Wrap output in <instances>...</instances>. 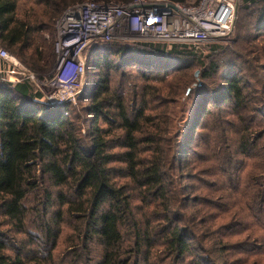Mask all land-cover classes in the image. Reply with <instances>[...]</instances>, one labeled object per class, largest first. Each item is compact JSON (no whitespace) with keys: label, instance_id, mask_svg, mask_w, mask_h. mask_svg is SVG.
I'll return each instance as SVG.
<instances>
[{"label":"trees","instance_id":"obj_1","mask_svg":"<svg viewBox=\"0 0 264 264\" xmlns=\"http://www.w3.org/2000/svg\"><path fill=\"white\" fill-rule=\"evenodd\" d=\"M86 1L132 0H0V49L45 74L39 34ZM237 9L252 56L207 65L214 88L188 72L194 59L170 73L169 57L89 46L83 134L69 103L0 80V264H55L60 247L67 264H264V0Z\"/></svg>","mask_w":264,"mask_h":264},{"label":"built area","instance_id":"obj_2","mask_svg":"<svg viewBox=\"0 0 264 264\" xmlns=\"http://www.w3.org/2000/svg\"><path fill=\"white\" fill-rule=\"evenodd\" d=\"M237 4L238 0H198L187 5L169 0L77 3L56 20L57 62L48 79L40 80L0 49V80L28 81L40 93V101L49 105L74 103L84 91V52L92 44L167 45L189 53L196 46L215 45L229 37Z\"/></svg>","mask_w":264,"mask_h":264},{"label":"rangeland","instance_id":"obj_3","mask_svg":"<svg viewBox=\"0 0 264 264\" xmlns=\"http://www.w3.org/2000/svg\"><path fill=\"white\" fill-rule=\"evenodd\" d=\"M117 4H119V3H117ZM58 18L59 17H57L56 20ZM56 20H54L53 25L51 26V29L49 32H43L42 34H39V36L42 37V39H44L46 42H48V43H46L47 46H49V44H50L53 47V44L55 41V34H56V28H55ZM236 21H237V23H236ZM251 23H253V19H252V17L249 16V11H243V10L236 11L233 30H232L231 34L229 35V37H227L226 39H224L223 41H221L219 43H216L215 45H207L205 47H200V48L198 46H196L195 49H193V48L190 49L189 53L182 52L179 49L180 47L176 48L174 50L173 48H169V46H167V45H149V46L147 45V46H142V48L140 46H126V45L124 46V45L118 44L117 42H112V43H108L105 45H108L109 47H112V48L122 47V48H126V49L127 48H130V49L131 48H137V49H141V50H146V51L154 54L152 56V58L155 61H161L159 59H168V57H169L170 59L168 62H170V64H168V66L165 67V69H167L168 72H170V73H172L173 70L176 68L184 67V65H183L184 62L183 61L177 62V61H175L176 59H180V58H189L192 60L194 59L196 61V63L193 67H191V69H189L188 72L191 75L198 72L196 79L201 81L200 83H203L204 86L214 88L220 84V81H221L219 78L220 73H219L218 77L213 76L207 80H203V79H201V76H200L202 70L207 65H209L211 62L217 61V63H219L221 66L222 59H227V60L231 59L232 58L231 56H226V52H228V51L229 52L230 51H237L239 53L243 52V54H245V57L251 58L252 55L247 54V52L251 49V47L245 41L246 37L251 34L250 32H248V26ZM53 53H54V59H53L54 61L50 65L48 72H46L45 74H42V75H38L37 73H35L39 77L40 80L48 79V77L51 74V71L53 69V66L57 62V56L54 52V49H53ZM171 59H173V60L171 61ZM220 59H221V62L218 61ZM129 72H132V71H129ZM94 75L95 74H93L91 70H87V77H90L91 80L93 79ZM115 75L116 74H113V73L110 74L111 78H114V79H112L113 83L116 82V84H117L118 83L117 82L118 76L115 77ZM84 86H85V75H84ZM44 93L46 94V92H44ZM84 93L85 92L83 91L82 94L80 95V97L74 103H69V109H68L69 118H71L75 122V124L80 127V130H81L80 132L82 134L84 133L86 126L82 125V123H81L82 121H78V120H76V118L77 117L84 118V116L81 114V109L84 106H86L88 103L86 100H84L85 99ZM190 96H191V94H190ZM190 101L191 100H189L187 107H190V105H189ZM222 108H225V107H222ZM252 133H253V131H252ZM223 224L228 225V220L224 221ZM244 238H245L244 236H239L237 238H232L230 242L231 243H237L239 241H243ZM89 248L91 251V257L94 258L93 262H96L99 258V255L97 254L98 248L95 244H92V243L89 244ZM53 256L56 259L55 264H67V260H62L65 255L62 254L61 247L57 252L53 253Z\"/></svg>","mask_w":264,"mask_h":264},{"label":"water","instance_id":"obj_4","mask_svg":"<svg viewBox=\"0 0 264 264\" xmlns=\"http://www.w3.org/2000/svg\"><path fill=\"white\" fill-rule=\"evenodd\" d=\"M198 72L195 73V76H197Z\"/></svg>","mask_w":264,"mask_h":264}]
</instances>
